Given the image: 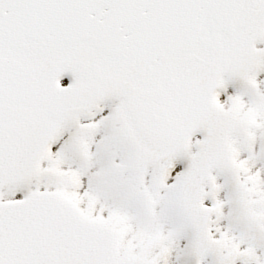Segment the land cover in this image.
<instances>
[{"label": "snow or ice", "instance_id": "6c2138e0", "mask_svg": "<svg viewBox=\"0 0 264 264\" xmlns=\"http://www.w3.org/2000/svg\"><path fill=\"white\" fill-rule=\"evenodd\" d=\"M0 264H264V0H0Z\"/></svg>", "mask_w": 264, "mask_h": 264}]
</instances>
